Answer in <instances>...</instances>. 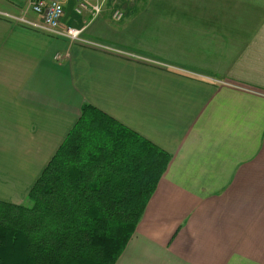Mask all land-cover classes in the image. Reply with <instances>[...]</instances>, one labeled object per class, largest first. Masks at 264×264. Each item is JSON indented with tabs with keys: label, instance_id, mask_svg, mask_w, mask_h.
<instances>
[{
	"label": "crops",
	"instance_id": "crops-1",
	"mask_svg": "<svg viewBox=\"0 0 264 264\" xmlns=\"http://www.w3.org/2000/svg\"><path fill=\"white\" fill-rule=\"evenodd\" d=\"M213 1L72 0L87 43L0 17V170L25 196L84 103L171 157L115 264H264V2Z\"/></svg>",
	"mask_w": 264,
	"mask_h": 264
},
{
	"label": "trees",
	"instance_id": "trees-1",
	"mask_svg": "<svg viewBox=\"0 0 264 264\" xmlns=\"http://www.w3.org/2000/svg\"><path fill=\"white\" fill-rule=\"evenodd\" d=\"M170 158L82 104L25 201L0 200V264H115Z\"/></svg>",
	"mask_w": 264,
	"mask_h": 264
},
{
	"label": "built area",
	"instance_id": "built-area-1",
	"mask_svg": "<svg viewBox=\"0 0 264 264\" xmlns=\"http://www.w3.org/2000/svg\"><path fill=\"white\" fill-rule=\"evenodd\" d=\"M27 5V9L33 12L37 16V20H26L23 16L17 17L10 14L2 13L0 16L5 20H14L19 23L28 25L33 29H37L41 32L47 33L54 37L68 39L74 42H82V33L84 29L75 28L71 26H64L62 19L64 16V7L68 0H19ZM75 0V12L83 14L86 12L90 19L93 20L100 15L102 10V1L94 0ZM122 11L119 8H115L112 12L114 19L122 17ZM87 43V41H83ZM56 59L60 58V55L55 56Z\"/></svg>",
	"mask_w": 264,
	"mask_h": 264
},
{
	"label": "rangeland",
	"instance_id": "rangeland-1",
	"mask_svg": "<svg viewBox=\"0 0 264 264\" xmlns=\"http://www.w3.org/2000/svg\"><path fill=\"white\" fill-rule=\"evenodd\" d=\"M13 1H19V0H13ZM101 1L102 0H100V2ZM129 1H132V0H129ZM134 1H141V0H134ZM146 1H151V2H157L158 1L159 2V1H164V0H146ZM170 1H175V0H170ZM218 1L219 2H226L228 0H216V1H213V3H216L218 5V4H220V3H218ZM244 1L245 0H241V2H244ZM91 2H94V0ZM246 2L254 5V4H260V2H264V0H246ZM110 3H111V0H110ZM211 3H212V1H211ZM232 3H234V1H232ZM107 5H110V4L108 3L105 5L106 9L108 7ZM16 7H17L18 11L12 10L11 8H9L7 6V3L5 0H4V2H2V0H0V16L2 15V13H6V14H10L12 16H17V17L23 16L26 20H34V21L37 20V16L33 12H31L30 10H27L25 4L19 5L17 3ZM66 7H67V10H66ZM252 7H255V6H252ZM108 10H110V6H109ZM74 16H75V12L73 10V2H72V0H69L65 4L63 17L72 18ZM135 17H143V14L141 12L138 13V10H137ZM151 17H152V15H151ZM157 17H158V15L155 16V18H157ZM89 18H90V16H89ZM67 26H70V25H67ZM71 27H74V26H71ZM75 28H77V27H75ZM87 38L88 37L85 36V38H83V41L87 40ZM83 41L80 43H83ZM15 156H16V154H15ZM17 156L18 157L22 156V158L24 159V155L17 154ZM2 158L4 159V161H9V160H11V155L2 154ZM11 168H12V166L10 165L8 168L4 167L2 170H0V177H1L0 188L2 190V194L5 195L9 191V193L12 194L9 196L13 197L12 198L13 201H15V202L19 201V203H21V202H24L26 199V196H25V192H26L25 191L26 190L25 185L26 184L25 183L31 182V179H28L27 182L23 181V183H21V185H20V181L18 179L19 178L18 172L16 170H12ZM28 191H27V193H28ZM27 193H26V195H27Z\"/></svg>",
	"mask_w": 264,
	"mask_h": 264
}]
</instances>
